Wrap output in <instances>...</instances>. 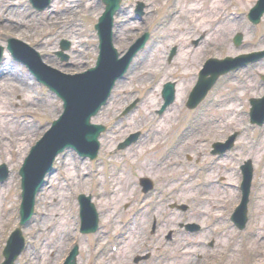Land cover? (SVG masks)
I'll list each match as a JSON object with an SVG mask.
<instances>
[{"label":"rangeland","instance_id":"obj_1","mask_svg":"<svg viewBox=\"0 0 264 264\" xmlns=\"http://www.w3.org/2000/svg\"><path fill=\"white\" fill-rule=\"evenodd\" d=\"M141 1L146 4L143 20H130L131 6L136 0H122L120 13L114 17L112 41L117 51L125 52L144 32L148 31V38L132 57L125 78L115 83L107 103L91 118L92 123L106 127L99 137L97 156L82 161L72 151L59 155L49 184L36 193L30 227L22 228L25 249L14 256L12 264H60L73 243L79 245L77 264H264V124L261 127L250 125L248 115L250 110H256L251 107L253 100L262 103L260 99L264 98V58L221 74L200 102L192 109L185 106L196 73L208 59L223 60L212 65L221 68L231 63L240 65L245 57L238 55L264 51V15L256 25L245 17L242 19L258 0H219L226 5L221 16L215 21L206 20L202 25L185 15L188 13L185 2ZM178 5L183 8L178 10ZM219 6L216 4V9L208 13L213 15L219 11ZM102 10V3L96 0H50L49 7L41 12L28 6L25 0H0V46L4 49L0 62V120L8 124L2 130L5 137L0 141L11 140L30 122L36 133L26 132V139L22 141L29 147L33 138H38L62 112L60 100L6 52V41L19 39L37 49L49 67L66 74L80 73L95 65L98 38L94 24ZM231 20L236 21L237 29L226 30V44H218L214 40L219 35L216 28L224 25L230 28ZM236 32L243 34L237 46L232 41ZM202 34L198 44L193 46L191 41ZM63 38L71 40L70 48L64 51L68 56L65 60L56 54ZM173 46L176 53L168 59ZM181 48L191 49L198 63L181 65L180 57L185 53H180ZM226 58L231 60H224ZM9 59L18 73L28 79L25 88L21 85L14 88L12 79L5 75L1 79L8 69ZM168 80L175 83V98L159 115L156 111L162 104V83ZM134 101H137L134 109L122 114ZM18 108L28 112L17 116ZM2 111H6L5 115ZM8 112L13 113L8 115ZM235 130L240 135L234 145L231 143L232 149L219 160L211 158L212 143L225 142L227 135ZM135 131L141 132L138 143L118 149V143ZM185 134H189L187 140L177 152L169 155L162 165L156 163L162 158L165 147ZM17 145L20 146L19 143L11 148L0 146L4 151L0 167L4 165L7 169L6 180L0 181V195L4 193L0 196V264L4 260L2 250L6 242L13 233L18 234L14 229L20 219L18 171L21 163L15 161L21 160L27 150L20 153ZM188 155L190 161L186 158ZM6 156L12 161H7ZM196 157L202 169L193 165ZM248 164L253 168L252 178L249 175L252 186L248 220L243 229H236L230 227L226 218L240 199L239 165L247 168ZM109 167L112 176L107 178ZM142 176L151 178L157 191L137 204L136 199L143 195L138 184ZM162 189L168 195V202L175 199L189 205L184 211L185 220L200 222L203 226L200 233L192 236L184 229L177 232V224H182L179 220L182 213L178 210L176 213L165 201L160 205L154 200L165 197L164 193L158 195ZM79 193L90 195L99 213L102 231L98 234L79 233L76 200ZM54 205H57L56 210H53ZM135 207L140 210L142 219L133 226L129 223ZM150 210L161 223L156 235L147 239L146 227L149 229L153 224L151 215L146 213ZM123 224L141 232L129 239L119 235L108 242L112 240L107 235L109 230L123 231ZM47 225L50 228H46ZM170 230H176L171 241L166 235ZM145 241L146 246L141 249ZM210 241H213L212 246L206 244ZM145 253H149L147 259L132 262V256Z\"/></svg>","mask_w":264,"mask_h":264},{"label":"bare ground","instance_id":"obj_2","mask_svg":"<svg viewBox=\"0 0 264 264\" xmlns=\"http://www.w3.org/2000/svg\"><path fill=\"white\" fill-rule=\"evenodd\" d=\"M178 4H180L181 2H185V9L186 11H188V13H184L188 18H191L193 20L196 21L197 24L202 25L203 22H205L206 20L209 21H215L216 19H218V17H220V13L223 9L226 8V5H224L225 3L221 4V1L219 0H175ZM192 4H191V2ZM197 4V6L195 5ZM216 4H219V11L215 12L213 15H210V10L213 12L214 8L216 9ZM181 8H183L181 6ZM195 11V12H194ZM197 11V12H196ZM172 22H175V20L173 19ZM231 27L227 28V25L224 26H218L217 32H218V36L214 38V40H217L218 44H226V30H235L237 29V23L235 20H231ZM141 35V34H140ZM171 41V40H170ZM188 48H182L180 49V53L185 52L183 57H180L182 59V61L180 62L181 65L184 64H197L198 60H197V56L193 54V51L191 49ZM183 55V54H182ZM3 63V62H2ZM18 63V62H17ZM20 64V63H19ZM208 65H214L215 61L213 58H210L208 63ZM8 69L5 72V74L1 75V79L9 77L10 79H12V85L14 88H16L18 85H21V88H25L27 83H28V79L24 78L23 75L19 74L18 71L16 70L15 65H13V62L11 63L10 59L8 62ZM21 65V64H20ZM100 69H104V66L102 65H98ZM18 69V68H17ZM159 69L161 70L162 68L159 67ZM158 69V70H159ZM145 72V71H143ZM7 73H9V76H7ZM93 75V73L91 74ZM86 70L80 73H76L74 80L77 82H80V84H85V83H89L93 80L92 76H91ZM97 77L98 80H96L94 83L97 86L103 85L105 83V77L100 73L97 72ZM54 83L56 84H61L62 81H68V79H66L64 76L62 75H53L50 77ZM30 84V82H29ZM8 87V86H7ZM46 88H50L53 89L51 87H46ZM179 89V88H178ZM2 103V102H0ZM80 104L85 106L86 108H91L92 111V104L90 99H88L86 96L82 95L80 97ZM3 106H1L2 108ZM18 111L16 112L17 116H21L22 113H27L28 110L24 111L21 108L17 109ZM74 108H70L71 113V119L70 118H66L71 125H73L74 127H77V133L81 134L83 137L89 139L92 134L94 133V131L91 129V127L87 124V121L84 119V117L87 116L88 113H85L84 116L82 118H80L79 120L75 119V117L77 116V114L75 112H73ZM79 111H81V109H78ZM6 111H2V114L5 115ZM13 112H8V115H11ZM97 112L92 113L91 115H95ZM12 119H14L12 117ZM6 121L1 119L0 120V138L1 137H5V132H3L2 130H5L6 126L8 125L7 123H5ZM8 122V121H7ZM46 130L42 132V134L37 138H33V144L29 147L24 146V143L22 142L24 139H26V132L27 133H36L35 129L33 128V125H31V123L29 122V124L25 125V128L18 130V133L15 137H12L11 140L7 139V142L5 140L0 141V146L4 145V147L6 148H11L15 143H19L20 146L17 147V150L21 149L22 153L24 150H27V153L24 154L21 158V160H17L15 161L16 163L19 161L21 163V167L23 172L27 175L30 176V179L25 180L26 183H29V185L33 184V181L35 182V180H40V175L41 172L44 169L45 164L48 161V157H46L47 155H49L50 153L55 151L56 146L55 145H59L61 143H63L64 141H66L67 139H65V134H63L62 132L66 131L67 129L62 127L59 128L55 131L50 130L47 128H45ZM41 130V129H40ZM68 141H72L74 142V139L70 138ZM224 146V145H223ZM51 149V152L49 153L47 150ZM7 150H14V149H7ZM4 153V151L0 150V156L4 155L2 154ZM12 154V153H11ZM16 158V156H15ZM7 161H12L10 157L6 156ZM18 159V158H17ZM15 162H14V166H15ZM47 174V171H44ZM2 185V184H0ZM9 186V184H7V187ZM42 189V188H41ZM39 189V192H41L42 190ZM4 193L2 195H0L1 197H3ZM61 195V194H60ZM6 199V198H5ZM4 201V199H3ZM1 207L4 208V205L1 204ZM53 210H56L57 205L53 207ZM37 216V214H35V217ZM49 216V215H48ZM47 216V217H48ZM51 216V215H50ZM31 220H29L27 223H25V226H27L30 223ZM46 222V221H45ZM29 226V225H28ZM27 226V227H28ZM30 227V226H29ZM46 228H50V226H45ZM52 231V228L51 230ZM19 237H15L13 240H11V242H8L10 244H12L13 242H15L16 240H18Z\"/></svg>","mask_w":264,"mask_h":264},{"label":"water","instance_id":"obj_3","mask_svg":"<svg viewBox=\"0 0 264 264\" xmlns=\"http://www.w3.org/2000/svg\"><path fill=\"white\" fill-rule=\"evenodd\" d=\"M107 3V7L109 8V2L106 1ZM116 4V3H115ZM111 5V4H110ZM237 42H239L240 40V36H237L236 38ZM67 43H65L66 46ZM248 56V55H247ZM244 56V57H247ZM235 65H232L231 67H234ZM228 67V68H231ZM34 70V68H32ZM35 71V70H34ZM225 71V70H222ZM220 71V72H222ZM36 72V71H35ZM219 73V72H218ZM218 73H216L215 75H213L212 79L214 80V78L218 75ZM36 74L38 75V78L43 80L45 83H47L51 88H53V90H55V92H57V94H59V96H61L63 98V100L65 101V105L67 106V104L69 105L70 108H74L73 112H77L79 111L78 109H81V111L86 110V107L80 104V97L82 95L86 96L88 99H90V95L88 94V92L90 91V89H88L87 87H82V89L76 87V85L74 84V82L72 81H67V82H62L61 84H56L54 83L52 80H50L51 78L49 76H44V75H40L38 72H36ZM205 82V79H201L200 83L198 84V87H200V85H202ZM171 84H169L170 86ZM197 87V88H198ZM166 88V85H165ZM165 90V89H164ZM164 95H165V91H164ZM91 101V99H90ZM168 101H166L167 103ZM256 105L259 104V102L255 103ZM89 108V107H88ZM97 109V106L94 108V110L92 109V111H89L90 113L87 114L86 117H84V119L86 121H88L89 116L94 113ZM71 111L68 109L67 110V117L71 119ZM79 114H77V116L75 117V119L79 120ZM73 129H77V127H74L72 125ZM96 135L95 133L92 134V136L90 137V139L92 141H95Z\"/></svg>","mask_w":264,"mask_h":264}]
</instances>
